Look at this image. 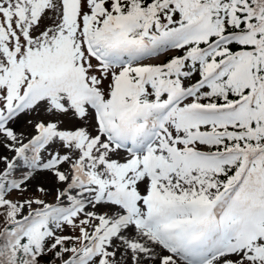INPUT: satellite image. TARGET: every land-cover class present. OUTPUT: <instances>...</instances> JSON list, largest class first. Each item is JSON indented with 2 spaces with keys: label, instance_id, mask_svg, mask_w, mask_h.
I'll list each match as a JSON object with an SVG mask.
<instances>
[{
  "label": "snow or ice",
  "instance_id": "1",
  "mask_svg": "<svg viewBox=\"0 0 264 264\" xmlns=\"http://www.w3.org/2000/svg\"><path fill=\"white\" fill-rule=\"evenodd\" d=\"M0 264H264V0H0Z\"/></svg>",
  "mask_w": 264,
  "mask_h": 264
}]
</instances>
